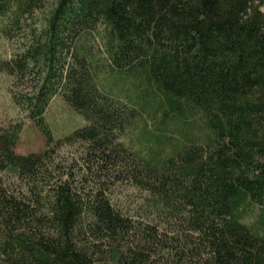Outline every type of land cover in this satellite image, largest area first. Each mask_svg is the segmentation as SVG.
I'll return each instance as SVG.
<instances>
[{"label":"trees","instance_id":"1","mask_svg":"<svg viewBox=\"0 0 264 264\" xmlns=\"http://www.w3.org/2000/svg\"><path fill=\"white\" fill-rule=\"evenodd\" d=\"M46 4L0 0V70L46 136L17 153L24 120L0 126V264H264V0ZM58 96L87 124L51 145ZM124 180L173 234L113 202Z\"/></svg>","mask_w":264,"mask_h":264},{"label":"rangeland","instance_id":"2","mask_svg":"<svg viewBox=\"0 0 264 264\" xmlns=\"http://www.w3.org/2000/svg\"><path fill=\"white\" fill-rule=\"evenodd\" d=\"M55 0H46L44 9H48ZM37 19H41L42 11H37ZM40 21L37 24L40 26ZM14 51V44L6 39L0 33V60L9 58ZM13 76L0 70V126H6L11 122L19 119L24 120V126L20 137L14 147L17 153H28L31 151H39L46 147V136L38 129V127L28 118L24 112L15 104L12 99L10 87ZM45 117L51 128L54 145L57 140L71 133L74 129L87 124L86 119L77 111L72 109L68 103L61 97H55L48 106ZM142 122L140 121L134 128L129 131L126 142H135L136 135L139 134ZM83 147L82 145H63L59 150V155L64 160H71L79 157ZM146 192H143L127 181L119 182L113 192V202L123 207L129 213L133 214L137 220H147L160 224V230L164 233L173 234L176 223H171L164 218L158 217L155 213L146 212L142 209ZM256 207L249 205L247 208L246 220L252 222L255 219ZM168 234V235H169ZM170 236V235H169Z\"/></svg>","mask_w":264,"mask_h":264}]
</instances>
